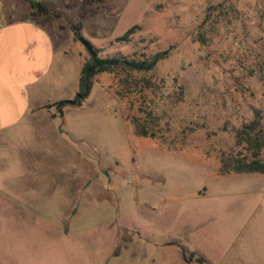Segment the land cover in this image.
I'll list each match as a JSON object with an SVG mask.
<instances>
[{
	"label": "rangeland",
	"instance_id": "374dc122",
	"mask_svg": "<svg viewBox=\"0 0 264 264\" xmlns=\"http://www.w3.org/2000/svg\"><path fill=\"white\" fill-rule=\"evenodd\" d=\"M36 1L60 49L80 23L103 57L170 54L145 75L154 90L121 95L117 75L100 73L82 105L59 112L46 105L74 98L88 57L74 39L35 91L51 101L0 138V264L263 262L264 174L218 168L235 130L264 117V0H0V21ZM134 24L131 42L110 44ZM141 108L158 137L134 134Z\"/></svg>",
	"mask_w": 264,
	"mask_h": 264
},
{
	"label": "trees",
	"instance_id": "16d2710c",
	"mask_svg": "<svg viewBox=\"0 0 264 264\" xmlns=\"http://www.w3.org/2000/svg\"><path fill=\"white\" fill-rule=\"evenodd\" d=\"M222 7V4H219ZM209 13L218 9L216 6H209ZM47 4L36 1L32 3V11L30 17H35L42 14L49 13ZM71 29L76 40L80 41L85 47L88 57L83 63L80 72L79 90L74 98H65L57 100L46 107L55 106L59 112H62L66 106H80L88 97L94 78L100 73H115L119 78L120 90L118 93L127 95L136 89L143 92L145 89H153L157 87V83L151 81L145 75L153 71L157 64L165 59L170 54V48L157 51L150 56L133 57L117 52L116 55L103 57L100 55L101 49L96 47L89 39L83 36L81 30L82 25L71 24ZM142 29L140 24H134L128 28L122 35L110 40V44L116 43L128 44L133 40V36ZM195 39L202 40L201 34H196ZM142 75V76H139ZM140 77V78H139ZM140 85V86H139ZM141 111L145 114V119L138 115L131 116L130 123L133 127L135 135L143 137H158V121L157 116L152 109H143ZM257 119L250 121L237 128L234 132L233 143L227 150H222L219 153V173L222 175L230 173H251L258 172L264 174V117L260 114ZM187 249L182 246L183 259L190 263L192 255L188 256ZM204 255L198 256V262H205Z\"/></svg>",
	"mask_w": 264,
	"mask_h": 264
},
{
	"label": "crops",
	"instance_id": "0c3cea01",
	"mask_svg": "<svg viewBox=\"0 0 264 264\" xmlns=\"http://www.w3.org/2000/svg\"><path fill=\"white\" fill-rule=\"evenodd\" d=\"M29 14H26L25 19H14L10 16L4 21H0L1 141L6 135L5 130L7 127L19 122L27 113L30 116L34 115L33 110L51 101H36L35 91L40 87L42 88V85L49 79L59 59L63 61L72 53L75 37L71 27L68 30L70 42L68 45L64 43L65 46L62 44L63 48L60 49L56 33L48 28L52 24L51 19L55 17L42 14L29 18ZM78 45L80 49L81 45ZM84 62H81L79 66L77 91L79 90L80 72ZM59 75L62 78L61 72ZM245 173L233 174L243 175ZM249 174L258 176L262 173L251 172ZM261 205L264 217V193ZM207 259L209 260V258ZM228 259L221 260L219 263L209 261L212 264H241ZM262 260L263 262L258 264H264V256L260 258V261Z\"/></svg>",
	"mask_w": 264,
	"mask_h": 264
}]
</instances>
